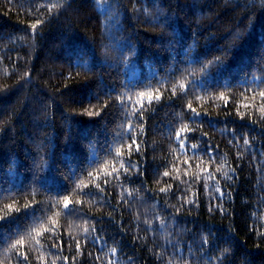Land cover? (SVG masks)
I'll list each match as a JSON object with an SVG mask.
<instances>
[{"label":"trees","instance_id":"16d2710c","mask_svg":"<svg viewBox=\"0 0 264 264\" xmlns=\"http://www.w3.org/2000/svg\"><path fill=\"white\" fill-rule=\"evenodd\" d=\"M261 92L264 0H0V264H264Z\"/></svg>","mask_w":264,"mask_h":264},{"label":"snow or ice","instance_id":"6c2138e0","mask_svg":"<svg viewBox=\"0 0 264 264\" xmlns=\"http://www.w3.org/2000/svg\"><path fill=\"white\" fill-rule=\"evenodd\" d=\"M57 7H59V4H58V3H49V4L47 5V8H48V11H49V12H51L53 9H55V8H57ZM41 22H42V21L38 20V21H37V24H39V23H41ZM37 24H33L31 27H32L33 29H35V28L37 27ZM180 87L183 88L184 86L181 84ZM173 92L175 93V86L173 87ZM139 95H140V96H144L145 94H144V93H140ZM260 96H261L262 98H264V92H261V93H260ZM148 99H149V101H151V99H152V96H151L150 94L148 95ZM156 99H159V96H156ZM189 108H191V105H190V104H189ZM193 111H195V110L193 109ZM129 128L131 129V125H129ZM186 128H187V126H185V128L182 129L181 131L186 130ZM177 139L179 140L180 145H181V147L183 148L185 142H184V140L180 139V132H177ZM133 142H135V141H133ZM244 144H245V145L249 144V141H248L247 139H245V140H244ZM129 147H131V146H129ZM191 147L195 148L196 145H192ZM137 150H138V148H137ZM119 154H120L119 149H117V155H119ZM120 166L123 167V164L121 163ZM113 171H116V169H113ZM90 175H91V174H90ZM109 175H111V174L109 173ZM164 175H165V176H168L169 173H168V172H165ZM225 175H227V173H225ZM209 176L211 177V174H209ZM117 178H118V177H117ZM174 178H178V177H174ZM196 178L199 179L200 177L197 176ZM105 182L107 183V181H105ZM170 188H171V185H169L168 188H161L160 191L164 192V191L169 190ZM217 190H219V189H217ZM67 203H68V202H67V200H66V201H65V207H67ZM0 219H2V218H0ZM85 231L87 232L88 230L85 229ZM38 243H39V241H37V244H38ZM17 245H21V246H22V245H23V240H22V239H21V240H18L15 244L12 245V248H13V249H16V248H17ZM77 248H79V241H77ZM112 252H113V254H115L116 250H115V249H112ZM21 254H22V253H21ZM22 255H23V254H22ZM23 258H24L25 260H27V256H26V255H24ZM42 258H43V254L41 255V259H42ZM65 259H66V258H65ZM52 264H56L55 260H53ZM110 264H111V262H110Z\"/></svg>","mask_w":264,"mask_h":264}]
</instances>
